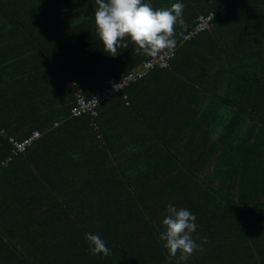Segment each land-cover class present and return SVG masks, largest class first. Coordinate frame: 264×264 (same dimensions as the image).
Here are the masks:
<instances>
[{"label": "trees", "instance_id": "obj_1", "mask_svg": "<svg viewBox=\"0 0 264 264\" xmlns=\"http://www.w3.org/2000/svg\"><path fill=\"white\" fill-rule=\"evenodd\" d=\"M145 2L185 6L164 64L107 55L94 0H0V264H168L169 204L181 264H264V0Z\"/></svg>", "mask_w": 264, "mask_h": 264}, {"label": "clouds", "instance_id": "obj_2", "mask_svg": "<svg viewBox=\"0 0 264 264\" xmlns=\"http://www.w3.org/2000/svg\"><path fill=\"white\" fill-rule=\"evenodd\" d=\"M95 31L103 45V51L112 57L119 49L128 48V41L135 45L137 55L155 58L163 50L175 48L176 28H186L183 18L184 4L172 3L169 7L155 8L145 0H94ZM211 28V26H210ZM209 28V29H210ZM182 34V33H181ZM195 216L187 209H177L169 204L162 221L164 230L159 240L168 252V264L178 256L176 264L186 262L196 251H203L193 239L197 230ZM89 254L110 255V250L99 235L85 234ZM203 238L201 243H207Z\"/></svg>", "mask_w": 264, "mask_h": 264}, {"label": "built area", "instance_id": "obj_3", "mask_svg": "<svg viewBox=\"0 0 264 264\" xmlns=\"http://www.w3.org/2000/svg\"><path fill=\"white\" fill-rule=\"evenodd\" d=\"M210 22H211V18H208V17H202L201 19H200V23H199V27L201 28V29H203V30H206V29H209L210 28ZM202 31V30H201ZM164 53H162L160 56H159V58L158 59H156L155 60V63H160V64H164L165 62H166V60H165V57H164V55H163ZM160 58H162V59H160ZM111 93V90H109L108 92H105L104 93V96L105 95H109ZM97 101H99V102H101V100H98V99H96V100H94V103H96Z\"/></svg>", "mask_w": 264, "mask_h": 264}]
</instances>
